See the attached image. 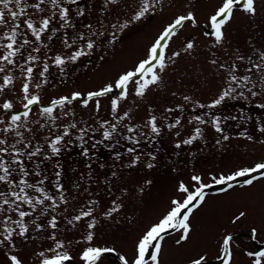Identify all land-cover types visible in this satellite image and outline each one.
I'll return each instance as SVG.
<instances>
[{"label": "rangeland", "instance_id": "1", "mask_svg": "<svg viewBox=\"0 0 264 264\" xmlns=\"http://www.w3.org/2000/svg\"><path fill=\"white\" fill-rule=\"evenodd\" d=\"M149 2L151 4L152 0ZM35 3L37 0H21L20 7L25 9V14L15 21L7 17V23L0 26V45H4L9 43L4 34H10L16 24L20 25L16 28V46L20 51L13 58L15 66L0 60V66L5 69L0 72V86L5 75L12 77V83L0 92V104L8 101L13 105L11 110L0 108V119L5 121L0 129L8 124L12 115L26 110L22 106L25 101L21 88L26 82L27 67L33 68L29 92L40 98L39 105L30 106L26 126L31 131H25L24 127L17 129L23 133V143H17L21 137L14 131L0 132V139L7 141L0 147L9 148L10 153H0L6 166L12 159L22 161V164L10 165L15 169L8 178L11 186L0 182V192L11 204V207L3 205L6 211L0 212V233L5 227L15 230L11 244L6 241L0 245V264H11L12 255L17 256L21 264H42L43 259L51 258L56 252L71 257L64 264H85L81 256L88 247L115 249L114 253L103 254L97 264H121V255L131 264L138 239L167 214L173 199H183L185 194L178 191L181 183L194 189L196 185L191 179L194 175L212 187L205 189L207 195L203 203L189 217L191 232L187 241L178 245L180 232L175 230L163 234L160 264H191L201 255L207 257V264H221L217 259L220 243L229 234L234 238L232 264H252L253 258L246 253L264 250V178L246 185L244 181L251 177H238L231 181L234 187L222 191L227 185L215 184L211 177L228 176L264 163V131H261L264 128V83L260 82L261 72L252 68L253 63L264 64L260 59L264 53V0H255V15L244 12L242 4L235 5L232 18L222 29L224 39L215 47L209 18L223 0H159L150 7L151 14L140 20L132 18L139 11L141 0H116V3L59 0L58 7L46 0L40 5L41 11L30 7ZM10 7L19 11L14 5ZM61 8L68 9L70 21L64 28L59 19ZM189 12L195 17V23L186 21L168 42L167 67L163 72L156 69L160 80L151 85L144 96L135 95V86L129 83L127 98L119 100L117 112L112 111L111 100L121 95L119 90L94 98L87 102V107L83 106L89 92L114 85L120 74L134 70L146 58L148 49L163 29L177 16ZM45 18H51L49 30L42 33L37 42L24 21L30 20L38 28ZM125 24L126 27H121ZM52 29L59 31L52 35ZM81 34L85 40L79 39ZM50 35L52 38L48 39ZM24 39L30 43L21 46ZM65 39L71 47L64 44ZM87 39L95 42L91 54L75 62L69 61L68 57L78 49L87 51ZM188 42L194 45L191 50H185ZM33 48L40 50L36 52ZM177 51L180 55L174 61L167 59ZM6 52L7 49L0 47V57ZM29 55L36 60H27ZM57 55L65 59L64 65H55ZM212 60L216 64H212ZM45 63L49 67L42 77L40 73ZM233 64L237 69L235 75L251 76V83L256 84L253 90L258 94L252 96L245 91L244 97H229L215 108H208L228 86V69ZM36 84L41 87L36 88ZM75 92L81 94L80 99L64 109L55 108L53 115L58 118L54 122L40 114L42 107L52 106V100L71 97ZM185 96L190 97V101H185ZM96 99L100 103L99 110ZM66 111L70 114L65 116ZM125 113L127 117L121 119ZM151 116L156 117L159 133H153L147 124ZM197 116L206 122L199 123L194 119ZM214 118L222 128L220 133L211 124ZM19 123H24L23 117ZM72 124L76 127H70ZM65 128L69 135L56 145L59 153L53 154L50 143L62 135ZM129 128L134 130L130 132ZM196 128L201 129L200 137L191 145L184 144L185 139L195 134ZM105 131L111 133L110 139H104ZM224 135L229 139L224 140ZM13 144L14 149L10 147ZM37 149L40 150L37 155L29 157L28 154ZM21 167L27 176L20 171ZM41 179L44 183L39 185ZM21 180L43 187L59 206L52 208L51 202L45 201L43 206L32 209L20 201L12 203L15 197L10 193L19 192L23 187L19 184ZM26 192L40 197L32 189ZM61 196L66 203H60ZM116 205L119 210L106 217ZM89 207L93 209L91 217L73 220ZM18 211L32 213L24 218L28 232L23 237L18 235V226L12 223L19 219ZM241 212L245 216L233 223ZM8 217L11 220L2 223ZM53 217L57 222L55 229L49 227ZM91 221H95V226L89 229ZM37 224L42 226L41 230H37ZM252 229H256L255 240ZM89 233L91 242L86 240ZM53 235L55 240L51 239ZM57 241L63 247L51 251Z\"/></svg>", "mask_w": 264, "mask_h": 264}, {"label": "snow or ice", "instance_id": "2", "mask_svg": "<svg viewBox=\"0 0 264 264\" xmlns=\"http://www.w3.org/2000/svg\"><path fill=\"white\" fill-rule=\"evenodd\" d=\"M46 0H37V3L30 5V7L35 8L37 11H41L40 5L44 4ZM69 2H75V0H69ZM109 3H116V0H108ZM159 0H152V3L150 4L149 0H141V7L139 11L133 16V20H140L141 18L145 17L146 14H151L150 7H154L156 3H158ZM50 3L54 7L59 6V0H50ZM242 4V10L248 14L255 15V0H223L222 5L216 10L215 14L212 15L209 18L210 26L213 29V35L215 39V44H213V47L216 45H219L222 43L224 39V33H223V26L232 18L233 10L235 5ZM10 5H14L19 11L13 10ZM21 0H0V26H3L7 23V17H10L13 21L16 20V18L20 15L25 14V9L20 7ZM82 14V13H81ZM55 15V13H53ZM59 19L63 21L61 24V28H64L65 26L70 25V21L68 19V9L67 8H61ZM186 21H192L195 23V17L191 12H189L187 15H180L177 16L170 24H168L163 31L159 34V36L155 39L154 43L151 45V47L148 49L146 58L141 60L134 68V70L126 71L123 74H120L118 78L115 80L114 85L108 84L105 85L101 90L95 91V92H89L87 94V98L84 101L83 106L87 107V102L90 100H93L94 98L103 97L109 93H112L113 91L119 90L121 92V95L118 98H114L111 100V109L115 113L118 110L119 100H123L127 98V88L129 83L134 84L135 86V95L142 97L145 94V91L154 84H157L160 80V76L156 69H159L160 72H163L164 69L167 67L166 61V55H165V49L168 47V42L177 35V30L180 28H183ZM51 23V18H45L41 21L40 26L37 28L34 26V24L30 20H25L24 24L26 25L27 29L30 30L31 35L35 37V40L38 42L41 40L42 33L49 30V25ZM127 25H121V27H126ZM20 25L16 24L15 27L12 29L11 33H5L4 38H6L9 43L0 45V47L7 49V52L0 57V60L6 61L8 65L15 66L14 57L17 55V53L20 51V47H17V31L16 28H19ZM90 27V26H89ZM115 27V25H113ZM52 35H55L59 29H52ZM95 35V33L93 34ZM102 35V33H100ZM52 36L50 35L48 39H51ZM79 39L85 40L86 38L81 34L79 36ZM64 44L67 47H71L72 45L68 43V41L65 39ZM30 41L27 39H24L22 42V45L29 44ZM75 43V41H73ZM95 42L91 39H87L85 48L78 49L77 51L73 52L69 57L68 60L71 62H75L77 59H79L81 56H87L91 54V50L94 48ZM194 47L192 42H188L185 45V50H191ZM39 48H33V51L38 52ZM180 52H173L171 56H168V60L174 61L175 57L179 56ZM237 59L243 60V57H237ZM260 59L264 60V53H261ZM27 60L29 61H35L36 57L29 55L27 57ZM54 63L56 66H61L66 63L65 59L61 58L59 55H57L54 58ZM212 64H216L215 60L211 61ZM21 67H23L21 65ZM48 64L45 63L43 66V71L40 73V75L43 77L44 73L48 71ZM221 68H223V65H220ZM252 68H255L258 72H261L260 76V82L264 83V64L259 63H253ZM252 68H249L248 71L252 72ZM4 67L0 66V72H4ZM26 75L24 77L25 83H23L21 91L24 94L23 95V108L26 109L20 114H15L10 117V121L8 124L0 129V132L7 133L9 131H14L15 134L18 137H21L20 140L17 141V143H23V133L17 131L20 127H24L25 131H31L30 128H28L27 121L29 114L31 112L32 105H39L40 104V98L37 95H31L29 92V86L32 78V67L26 68ZM63 71V69H62ZM237 71L236 65L233 64L230 69H228V77L226 80L227 87L221 91V93L218 95V98H216L211 104L207 105L208 108H215L217 105H220L226 98H236V96L244 97V92L247 91L250 95L256 96L258 93L254 91L253 89L256 87L255 83H251V76H242L238 77L235 75V72ZM12 83V77L10 75H5L3 77V85L0 86V92L3 91L5 87L10 85ZM36 88H40V84L35 85ZM235 94V96L233 95ZM81 97V94L79 92L72 93L71 97H60L59 99H54L51 101V107H42L40 109V114L42 116H46L49 120L55 121L58 116L53 115L55 108L64 109L66 105H71L73 101L79 100ZM185 101H190V97L185 96L183 97ZM96 109L99 110L100 103L99 100H95ZM199 107H205L204 105H199ZM0 108L11 110L13 108V105L11 102L5 101L2 104H0ZM165 111H172V109H166ZM69 112H64L63 115H69ZM21 117L24 118V123H19L21 121ZM127 117V113L124 114V117H121V119H124ZM199 123L203 124L206 121L201 119L199 116L194 118ZM5 121L0 119V124H4ZM39 123V121H37ZM179 123V121H177ZM147 124L151 127V131L153 133H159V129L156 126V117L151 116V118L147 121ZM211 124L214 127L215 131L220 133L222 132V128L220 127V124L217 119H212ZM45 125H41V127H44ZM174 126V125H173ZM70 127L75 128L76 125L72 124ZM113 130H115L113 126ZM134 129L129 128L128 131H133ZM261 131H264V128L261 129ZM69 132L68 129L65 128L62 135L57 136L55 139H53L50 143L51 151L53 154L59 153L60 149L56 147V145L60 144L61 141L65 136H68ZM104 139H110L111 133L108 131L104 132ZM201 135V129L196 128L195 134L188 139H185L183 141L184 144L191 145L193 143V140H196ZM82 138V137H81ZM224 140H228L229 137L227 135L223 136ZM135 142V141H134ZM7 141L5 139H0V145L6 144ZM219 143V140L217 141ZM28 145H25L27 147ZM177 147L180 145L177 144ZM11 148H15V144L10 146ZM40 150L37 149L35 152H30L28 155L29 157L37 155V153ZM129 152H132L133 149H128ZM0 153L4 154H10L9 148H3L0 147ZM86 154V153H85ZM19 155H23V153H19ZM11 164H22V161L18 159H12L9 163V166H6L5 162L3 161V157L0 156V171H2V175H0V182H5L11 186V181L8 179L9 176L12 174V172L15 171V169L11 168ZM151 167V165H149ZM20 171L27 176L28 173L25 171L23 167L20 168ZM254 173H259V175H253ZM37 176L40 175V173H36ZM59 175V173H57ZM249 176L250 179H247L244 181V184L246 185H252L254 180H259L261 178H264V163H257L251 168H244L236 171L235 173L224 176L220 175L219 178L217 177H211V179L214 181L215 184L218 185H227L226 188L221 189L222 191H227L228 189L234 187L231 181L237 180L238 177H245ZM192 181L195 182V187L193 190H190L187 186H185L183 183H181L178 187V191L180 193L185 194L182 200L173 199L171 201L172 207L167 212L166 215L163 216L162 219H160L157 223L151 225L149 228L145 230V232L141 235V237L138 239L136 243L135 248V255L131 261V264H160L159 257L161 255V241L164 240V233L171 232L172 230H175L177 232H180L179 238L176 240V243L179 245L183 243L184 241H187L189 239V234L191 232V227L189 224V217L192 214L193 210L200 206L201 203H203L205 196L207 193L205 192L206 188L212 187V184H205L202 183V179L198 175L192 176ZM44 183V180L41 179L38 181L39 185H42ZM20 185H23V187H20L19 192L12 191L10 195L15 197V200L12 201V203H15L16 201H20L24 204H27L32 209H35L36 206H43L45 204V201L51 202V207L56 208L59 205L57 202L52 198L51 195H49L46 190L43 187L37 186V184L29 183L26 180L19 181ZM243 186V185H242ZM26 189H32L36 193L40 194V197H32L29 196L26 192ZM57 190L59 191V186H57ZM0 197H3V204H0V212L6 211L4 209L3 205H9L11 207V204L7 198V196L0 192ZM66 199L61 196L60 203H66ZM95 203V202H92ZM119 206L116 205L112 209H110L105 215L111 216L113 212L118 211ZM32 213L27 211H18L19 219L12 221V223H15L18 228L19 232L18 235L24 236L28 232V228L24 224V218L27 216H30ZM93 214V209L91 207L88 208V210L84 211L81 210L80 214L73 217V220L80 221L81 219L85 217H91ZM245 216L244 212H241L238 216L235 217V219L232 221L233 223H236V221L240 220L242 217ZM11 220V217H8L6 220H4L2 223L7 224L8 221ZM69 223H72V221H69ZM56 219L55 217L52 218V220L49 221V227L55 229L56 228ZM95 226V221H91L88 224V228L91 229ZM37 230H41L42 226L37 224L36 225ZM15 230L10 227H5L3 229V233H0V235H3V239L0 240V245H3L6 241L11 244L12 241V234ZM252 238L256 239V229H252ZM51 239L55 240V235L51 237ZM232 235H225L220 243V254L217 256V259L221 262V264H232L233 260V252H232V241H233ZM86 240L91 242L92 240V234L89 233L86 236ZM63 244L59 241L56 242L55 249H51V251H56V249L62 248ZM115 249L111 248H98V247H88L86 248L81 256V259L85 262V264H97V261L100 260V258L105 253H114ZM249 257H252V264H262V260H264V250L257 251V252H247L246 253ZM41 256H43V253H40ZM11 264H21L20 260L17 258V256L12 255L9 257ZM71 257L67 253H59L56 252L54 256L51 258H45L42 261V264H64L65 261L70 260ZM119 259L121 261V264H129V261L124 256H119ZM191 264H207V257L201 255L199 258L193 259L191 261Z\"/></svg>", "mask_w": 264, "mask_h": 264}]
</instances>
